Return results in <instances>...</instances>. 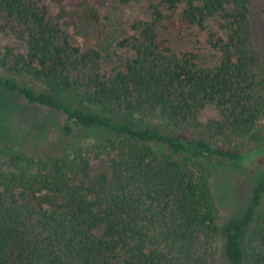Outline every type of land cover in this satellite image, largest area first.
I'll list each match as a JSON object with an SVG mask.
<instances>
[{"label": "trees", "instance_id": "16d2710c", "mask_svg": "<svg viewBox=\"0 0 264 264\" xmlns=\"http://www.w3.org/2000/svg\"><path fill=\"white\" fill-rule=\"evenodd\" d=\"M50 1L54 16L43 0H0V29L23 41L0 53V106L16 95L62 121L60 141L36 151L0 131V264H264V170L220 226L208 164L243 160L253 149L235 145L264 117L250 0ZM131 1L149 20L132 21L116 42L120 64L101 73L98 52L64 29L84 37L100 10ZM208 20L212 66L174 54L154 31L163 21L178 37ZM205 106L216 117H202ZM87 130L92 139L66 146Z\"/></svg>", "mask_w": 264, "mask_h": 264}, {"label": "rangeland", "instance_id": "374dc122", "mask_svg": "<svg viewBox=\"0 0 264 264\" xmlns=\"http://www.w3.org/2000/svg\"><path fill=\"white\" fill-rule=\"evenodd\" d=\"M43 2L48 12L52 16L56 15L58 6L54 2L50 0H43ZM180 7L181 5H179ZM136 19L149 20L146 6L141 1L107 5L99 11L96 24L84 37L74 35L69 28H65L64 31L70 44L80 49L91 48L98 52L99 71L108 74L113 66L120 64L119 60L123 55L117 48L116 42L131 33L129 26ZM249 25L250 40L258 53L264 55V0H250ZM215 29H217V22L208 20L203 28L190 27L176 37L170 28L161 21L156 24L154 31L156 36L162 39L174 54L190 52L194 54L195 62L199 66H212L218 60V53L208 46L205 39L206 32ZM8 46L13 51H23V41L2 28L0 29V53L3 47ZM0 75L8 76L6 70L1 66ZM19 79L29 86H37L27 78L20 77ZM44 114L47 115L38 107H25L24 102L18 96L9 95L0 106V125L6 127L0 128L4 134L2 138L20 143L23 138L30 137V141L24 144V147L27 146V149L35 151L52 146L54 143L57 144L60 141L61 117L53 113H49L48 117H45ZM202 117H216V113L212 107L205 106ZM93 133L88 130L79 133L80 135H76L78 134L76 133L73 137H68L65 144L70 146L92 139ZM193 133L201 135L199 131H193ZM202 136L206 135L202 133ZM208 139L214 140L212 137H208ZM235 146L242 152L253 150L246 153L245 158L238 163L215 158L208 160L210 189L215 201L216 221L220 226L225 220L236 217L240 213L249 200L256 174L264 170V117Z\"/></svg>", "mask_w": 264, "mask_h": 264}]
</instances>
